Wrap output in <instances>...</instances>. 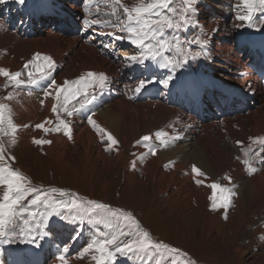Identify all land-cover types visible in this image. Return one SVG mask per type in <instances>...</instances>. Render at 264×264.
<instances>
[{
  "label": "bare ground",
  "instance_id": "1",
  "mask_svg": "<svg viewBox=\"0 0 264 264\" xmlns=\"http://www.w3.org/2000/svg\"><path fill=\"white\" fill-rule=\"evenodd\" d=\"M213 1L197 0V12L194 14H197L199 18L196 21L192 19L188 27L166 30V33L169 32L170 40L179 41V45L185 50H191L188 52V62L183 66L176 67L177 72L173 80L180 84L179 91L189 94L194 92L193 89L198 84L196 95L203 97L205 91L201 87L204 84L209 86L215 84L211 77L207 78L204 74L210 63L208 54L213 55V61H211L213 71L217 72L219 69L223 74L228 71L237 72L233 82L242 86L241 91H245L249 86L246 85V81L250 82L251 86L258 88L261 99L255 100V109L247 114L235 115L233 119L226 118L215 121L209 127L211 129H208L202 125L203 122L195 123L197 120L192 119V114L188 115L185 112H180L177 108L168 107V103L165 102L167 97L161 99L164 104L151 101L133 103L118 98L106 102L91 114L96 123L105 130L103 136L95 126L88 123L87 119L80 120L76 115L69 117L62 110L59 113L60 118L70 123L72 138L69 139L63 131L46 132L44 128L54 129L58 123L57 114L52 111V105L56 103L54 91L56 85H62L65 81H75L88 71L114 73L107 58L101 57L94 47L81 43L75 37L64 38L59 33L52 31L50 27L43 28L41 33L27 39H20L11 33L0 37V67L7 68L12 72L22 71L21 79H27L29 70L35 73V69H31L30 65L29 69H23L26 62L34 59L35 53L52 57L55 66L61 65L64 69L59 72L53 71V79L56 81V85L53 87H48L49 81L47 80L40 82L37 90H24L22 85L7 93L3 103L9 105L12 117L18 120L15 123L20 126L16 132V140H23L24 146L30 145L39 136L51 141L46 149L52 155L55 170L63 173L69 171L72 178L79 179L80 182H88L91 194L93 186L97 183L96 178L99 177L97 172L99 161L113 158L114 153L116 159L120 161V164L115 166L122 168L121 175L125 179H135L132 191L136 192L148 179L150 183L157 186L155 194L175 189L180 196L181 205L186 208H191V204L199 207L201 202H208L209 197L216 194V189H212L210 185L219 182L218 177L221 174L225 176L226 186L229 185L227 188L234 193L231 196L232 203L229 208L234 207L235 211L244 209L243 212H245L257 206L259 208L257 215L263 217L259 222H254L255 227H258L256 231L257 245L254 242L249 245L247 241L246 243L238 241L234 244L233 252L237 254L239 264H242V256L248 249L264 245V146L249 140L250 137L264 136V77L259 81L253 74L255 70L264 66V61L260 60L258 64L252 66L254 64V60H252L253 64L249 66L246 61H239V55L243 58L246 56V52L243 50L250 48L248 41L258 42V50L264 53V35L256 36L257 31L264 29V12L256 11L251 22H242L237 19V16L246 14V10L240 5V0H218L220 5H215ZM0 2L6 3L7 0H0ZM122 2L129 6L136 4L131 0H122ZM236 5H240V7L237 8ZM70 7L77 9L75 5H70ZM105 9L111 11V8L106 5ZM119 11L122 13L123 10ZM206 12L209 14L208 16ZM230 16H233L232 20H229ZM206 18L208 19L207 23L199 22ZM0 21L2 20L0 19ZM224 21H229L233 27H222ZM237 25L241 26L237 27ZM188 29L195 32L192 38L195 39L196 44H192L193 40H190L192 38L188 35ZM116 35H122V33L118 30ZM203 39L208 40L206 47H202L198 43V40ZM119 41L127 43V48H121L119 53L125 56L136 55L138 49L136 50V47L131 45L127 39ZM194 52H200L201 55L196 59H191ZM42 58L43 56L37 63L42 62ZM258 60L259 58L256 57L255 61ZM135 64L134 67H136ZM240 76L243 78L242 81L238 80ZM2 79L7 78L0 76V81ZM67 86L72 87L73 85L70 83ZM45 90L53 95L46 97ZM9 94H11V99H6ZM190 109L194 114L195 110L192 107ZM182 118L192 120L187 121V124L184 125ZM41 123L44 124V128L35 127ZM194 125L196 131L192 132L191 127ZM157 131L168 134L165 137L168 141L166 146H159L160 142L155 137ZM151 132H153V140L150 139V141L153 142V145L136 144V140L151 134ZM212 132L213 134H211ZM107 133H111L119 142L116 145H111V150H106L110 143L105 142ZM214 134H217V139L214 138ZM223 140L231 152L228 153L219 145ZM237 141L244 143L238 145ZM249 145H251L249 155H255V160L252 163L257 169L251 175L242 163L245 159L244 152L248 150ZM154 146L155 155L151 152V148ZM125 151L128 152V155L132 154V161L128 160ZM69 161L73 162L72 166L66 164ZM77 161L82 163L80 175L74 171V163ZM133 163L135 168L132 170L129 165L133 166ZM193 165L200 168L204 175L194 174L192 172ZM105 169L106 174H109L110 167L106 166ZM136 174H142V178L136 179ZM228 177H231V180ZM197 180H201L202 183H196ZM107 187V182H103L101 190L105 195ZM192 214L189 213V216H194ZM227 215H231L230 209L227 210ZM214 220L215 216L207 212L203 218V224L210 226ZM56 223L52 231H57L48 232L49 236L45 234V238L62 239L64 246L71 241L70 255L66 258L67 264H80V258L87 254L81 256L80 253L90 241L83 237H76L75 231L66 230L65 219L60 218ZM237 224V228H240L239 222ZM48 226H53L50 220L42 221L39 224V232L42 233ZM190 232V230L185 231L188 234ZM248 233L245 231L242 235ZM32 240L15 250L5 249L3 257L7 258L9 251L16 261L20 260L24 254L32 252L36 247L34 245L36 242ZM36 254H31L29 260L24 264H42V249L36 251ZM55 262H60L57 257L50 264ZM0 264H6L2 257ZM9 264H11V260Z\"/></svg>",
  "mask_w": 264,
  "mask_h": 264
},
{
  "label": "snow or ice",
  "instance_id": "2",
  "mask_svg": "<svg viewBox=\"0 0 264 264\" xmlns=\"http://www.w3.org/2000/svg\"><path fill=\"white\" fill-rule=\"evenodd\" d=\"M19 4H24L25 0H16ZM175 0H138V2L132 6H129L122 2V0H96L97 5L105 3L106 7H110L111 11L102 13L99 7L94 14L96 18H85L83 23L87 28L107 27L110 26L113 29H119L122 35H116L115 32L109 33L113 35L115 39H127L131 45L138 49L137 55L125 56V60L131 63H144L146 60L152 61H164L165 67L176 68L183 66L189 60L188 52L182 46L179 45V41L173 42V40L165 39L167 29H179L192 22L191 14L197 12L196 3L197 0H181L182 8H177L171 5ZM240 5L246 10V14L238 15L239 21L251 22L253 14L256 11L264 12V0H240ZM240 5L235 7L239 8ZM122 9V13L119 11ZM167 10V14L163 11ZM100 16L106 17V19H100ZM3 26L0 21V27ZM241 25H237L240 27ZM251 26V25H250ZM198 43L203 47L208 44L207 39L198 40ZM108 48V45L104 46ZM175 50L179 56L177 59H172L170 56L165 55L166 52ZM41 53H35L34 59L28 61L24 65V69H29V65H34L35 73L31 70L27 72V79H21L22 71L12 72L7 68L0 67V76L7 78L13 85L20 87L22 85L39 86L42 81H49L48 87L56 85L55 79L52 78V73L55 69V62L52 57L44 55L42 62L37 63L41 58ZM200 52H194L191 59H196ZM170 79V77H169ZM159 83L168 85V80L158 81ZM76 85L75 87L67 86L69 84ZM152 83L150 79H142L139 81L135 92H140L145 89L148 84ZM109 84V77L104 72L88 71L79 76L75 81H65L62 85H56L55 87V99L56 103L52 105L53 113L57 114V121L55 128H44V124L35 125L36 128H44L48 131H63L65 135L71 139L70 123L60 118V111L62 110L67 116L82 112H91L90 106L94 104L98 98L97 93H103L104 89ZM92 89V91H89ZM44 95L51 96L53 93L44 91ZM61 96L63 97L61 99ZM79 97V99H77ZM6 99H11V94ZM71 101H76L79 107L75 104L69 105ZM43 104V101H41ZM89 124L96 127L97 131L103 136L105 130L101 128L96 121L89 114L86 116ZM12 120L11 109L9 105L0 103V132L9 134L6 129H10L12 136L11 143L15 144V134L18 129ZM27 127V125H24ZM168 134L163 131H157L155 137L159 140V146H166L168 141L165 137ZM151 139L149 135H145L136 141L137 145L146 143ZM249 140L257 143L260 146H264V136L250 137ZM37 144L51 143L47 140L34 139ZM109 143V147L106 150H111V145L118 144V140L111 134L107 133V139L105 141ZM238 145L243 144V141H237ZM251 151V145L248 146V150L244 152L245 159L242 163L246 166L249 175L256 172L257 169L253 166L252 161L255 160V155H249ZM151 152L155 155V146L151 148ZM10 159L15 160V157H6L5 149L0 145V161ZM133 167L135 164L133 163ZM192 172L196 175L203 176L204 173L200 168L195 165L192 166ZM231 180V177H228ZM196 183H202L201 180H197ZM0 185L5 186V191L2 197H0V237L7 236L11 230L14 229L17 223V218L23 219L25 225L30 221H35L40 217H45L48 214H58L60 210H66L69 212H75L80 215H98L102 216V223L110 229L109 232L102 233L98 238L93 239L80 253L83 256L89 251H94L96 254L92 256L95 264H114L118 255L131 258L136 255L154 251L156 253L167 252L169 254H179L180 249L174 248L163 241H153L150 238V234L147 230L143 229L139 221L130 212H126L123 209H113L111 206L91 199H81L76 193H69L64 189H51L52 193H59V196H53L31 185V181L20 170L10 166L9 163L0 165ZM212 189H218L221 193L219 201L215 194L210 197L212 200V209L224 208V219H228L227 209L230 207L232 201L231 196L234 195L231 189L222 187L218 183H212L210 185ZM29 195L33 198L29 205H25L23 202ZM43 206V210H40V206ZM34 209V210H33ZM68 252L67 246L59 253L57 259L61 264H67L65 259V253ZM186 257L187 254L185 253ZM172 264H176L173 261ZM187 264H194L193 261H187Z\"/></svg>",
  "mask_w": 264,
  "mask_h": 264
},
{
  "label": "rangeland",
  "instance_id": "3",
  "mask_svg": "<svg viewBox=\"0 0 264 264\" xmlns=\"http://www.w3.org/2000/svg\"><path fill=\"white\" fill-rule=\"evenodd\" d=\"M131 1L134 3L138 2V0ZM213 2L215 5L219 4L218 0H214ZM171 6L177 8L179 11L183 5L181 0H175ZM164 12L167 14V10ZM206 14L207 16L209 15L207 12ZM198 18L197 14L191 15V20L193 19V21H196ZM232 19L233 16H230L229 20ZM199 22L207 23L208 19L206 18L204 21ZM188 26H190V23L184 27ZM222 27L231 28L233 26L229 21H224ZM167 30L170 31L171 29ZM187 31H189V37L192 38L195 35V32H191L189 29ZM9 33L23 39L17 34V32L8 31L4 25L0 27V37ZM179 38L181 39L180 34ZM165 39H171L169 32L166 33ZM190 40H193L192 44H196L194 38ZM30 68L35 69L34 66H31ZM61 70H64L63 67ZM75 86L73 85V87ZM15 88L17 87L8 79H2V81H0V103H3L7 93ZM184 112L188 115H193L190 107H187V110ZM12 120L14 123L18 121L14 117H12ZM202 125L205 126V128L207 127L208 129H211L207 123L204 124L203 122ZM6 132L9 134L6 135L5 133L0 132V145L5 149V156L15 157V160L12 161L6 159L5 161H0V165L9 163L11 167L20 170L26 177H28L32 186L42 189L50 195L59 196V193H52L50 191L53 188L64 189L69 193L78 194L81 199L95 200L105 203L113 209H123L126 212H130L139 221L143 229L149 232L150 238L153 241H163L170 246L181 250L179 254H169L167 252L156 253L151 251L131 258L118 255L114 264H172L173 261H176V264H187V261H193L194 264H239L237 254L233 252L234 244L238 241H241L242 243H246L247 241L249 245L251 242H254V244L257 245L258 236L256 235V231L258 227H255L256 224H254V222H259L262 217L257 215L259 209L257 206L246 210L245 212H243L244 209L235 211L234 207L228 208L227 210L230 209L231 215L228 216V219H224V208L212 209L211 207L212 200L210 197L214 194L209 197L208 202H201L199 207H195V204H191V208H186L181 205L182 202L180 201V196L175 189H171L162 194H155L157 186L156 184L150 183L148 179L144 181L142 186L139 187L136 192H134L132 191V187L134 186L135 179H125L121 175L122 168L116 167L120 164V161L116 159L115 153L113 154V158L109 157L110 159L99 161L97 171L99 177L96 178L97 183L93 186L91 194L88 182H80L79 179L72 178L69 171L63 173L55 170L52 155L46 149V146L49 145V143L37 144L33 140L30 145L24 146L23 140H16L17 134H15L16 143L13 144L11 143L12 136L10 134V129H6ZM152 133L153 132L147 134L149 136L151 135V140H153ZM211 134H213V132ZM192 138L194 139V137ZM214 138L217 139V134H214ZM37 139L47 140L42 136H39ZM150 143L153 142L149 140L140 145L149 146ZM219 145L228 153L231 152V149L225 145L224 140L220 142ZM125 155L129 161H132V154L128 155V152L125 151ZM66 164L72 166L73 162L69 161ZM81 164L82 163L78 161L74 163V171L77 175H80V172H82ZM106 166L111 169L109 174H106ZM129 168L133 170L135 167L129 165ZM135 178L141 179L142 174H136ZM218 180L219 182L214 183H218L222 187L226 186L227 179L225 176L221 174V176L218 177ZM103 182H107L108 184L106 195L101 190ZM191 184L193 185V183ZM4 191L5 186L0 185V197H2ZM218 195H221V193L216 189L215 196H217V202L220 197ZM104 196H106L105 200H103ZM32 198L33 196L29 195L23 203L29 205ZM193 207L194 209H192ZM40 210H43L42 205L40 206ZM207 212L210 215L215 216V220L210 226H204L203 224V218ZM189 213H194L192 214L194 216H189ZM60 218H66L67 228L85 235V239H88L90 242L93 239L98 238L102 233L110 231V229L101 222L103 219L102 216L95 214L89 216L82 213L77 215L75 212L60 210L58 214H48L35 221H30L27 225L23 223V219H27L26 215L23 219L18 217L14 229L11 230L7 236L0 237V239L7 238L11 244L14 245L15 243V246L27 244L31 242V239H33L32 241L39 243L41 239V236H39L41 232L38 230L39 224L44 220H52V223L55 224ZM237 222H239L241 226L240 228H237ZM69 223L71 226H69ZM186 230H190V234L185 233ZM245 231H248L249 233L242 235ZM76 232H74V234ZM15 246L9 247H14L13 249H15ZM5 249L7 248H4L3 251ZM185 253L187 254L186 257L184 256ZM95 254L94 251H89L86 255L80 258V262L82 264H95V261L92 259V256ZM27 259L28 258L25 257V260ZM242 259V264H264V245L255 249H248L246 254L242 256ZM46 260L47 256L44 261ZM48 260L49 263L53 261L50 256Z\"/></svg>",
  "mask_w": 264,
  "mask_h": 264
},
{
  "label": "trees",
  "instance_id": "4",
  "mask_svg": "<svg viewBox=\"0 0 264 264\" xmlns=\"http://www.w3.org/2000/svg\"><path fill=\"white\" fill-rule=\"evenodd\" d=\"M253 100V99H252ZM254 105H255V100H254Z\"/></svg>",
  "mask_w": 264,
  "mask_h": 264
}]
</instances>
